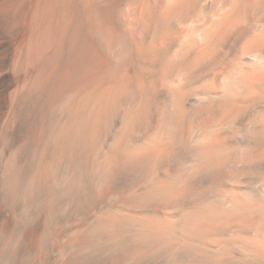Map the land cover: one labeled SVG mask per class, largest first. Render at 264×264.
<instances>
[{"label":"bare ground","instance_id":"bare-ground-1","mask_svg":"<svg viewBox=\"0 0 264 264\" xmlns=\"http://www.w3.org/2000/svg\"><path fill=\"white\" fill-rule=\"evenodd\" d=\"M0 264H264V0H0Z\"/></svg>","mask_w":264,"mask_h":264}]
</instances>
